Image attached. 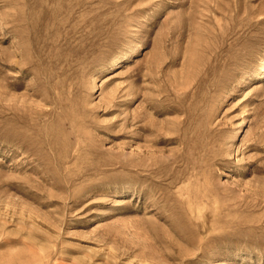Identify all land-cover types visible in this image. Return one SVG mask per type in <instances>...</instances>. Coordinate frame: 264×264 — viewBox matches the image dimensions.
Wrapping results in <instances>:
<instances>
[{"label": "rangeland", "instance_id": "1", "mask_svg": "<svg viewBox=\"0 0 264 264\" xmlns=\"http://www.w3.org/2000/svg\"><path fill=\"white\" fill-rule=\"evenodd\" d=\"M264 0H0V264H264Z\"/></svg>", "mask_w": 264, "mask_h": 264}, {"label": "bare ground", "instance_id": "2", "mask_svg": "<svg viewBox=\"0 0 264 264\" xmlns=\"http://www.w3.org/2000/svg\"><path fill=\"white\" fill-rule=\"evenodd\" d=\"M264 78V71H262L261 73H259L258 79H263Z\"/></svg>", "mask_w": 264, "mask_h": 264}]
</instances>
